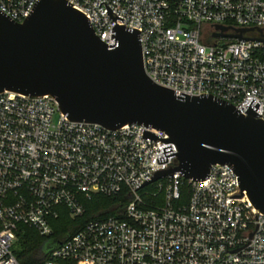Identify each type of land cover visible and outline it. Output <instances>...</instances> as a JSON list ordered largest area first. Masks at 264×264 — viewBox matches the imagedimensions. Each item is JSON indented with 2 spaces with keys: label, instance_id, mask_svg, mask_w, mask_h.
I'll return each instance as SVG.
<instances>
[{
  "label": "built area",
  "instance_id": "2783aa9c",
  "mask_svg": "<svg viewBox=\"0 0 264 264\" xmlns=\"http://www.w3.org/2000/svg\"><path fill=\"white\" fill-rule=\"evenodd\" d=\"M37 1L0 0V11L23 23ZM66 1L106 45H114L116 25L139 30L144 71L158 86L176 96L209 94L244 115L254 99L264 121V42L213 36L254 28L242 38L264 40V0ZM144 131L159 137L144 139ZM159 139L170 137L138 124L109 130L71 121L49 95L0 93V264H21L22 227L44 239L42 264H264V214L246 192L230 198L241 188L228 165L212 166L204 181L174 175L137 190L177 165L176 156L159 163L164 147L178 153ZM97 195L119 198V215L55 236L63 212L79 221ZM53 240L62 245L45 254Z\"/></svg>",
  "mask_w": 264,
  "mask_h": 264
},
{
  "label": "water",
  "instance_id": "95a60500",
  "mask_svg": "<svg viewBox=\"0 0 264 264\" xmlns=\"http://www.w3.org/2000/svg\"><path fill=\"white\" fill-rule=\"evenodd\" d=\"M105 6L113 21L124 23ZM215 26L221 31L234 29ZM253 29H234L235 36H213L264 42L242 38V33ZM258 31L263 36L262 29ZM140 34L116 25L112 29L114 45H106L87 16L66 0H38L23 23L0 11V93L49 95L74 122L109 130L138 124L167 134L170 139L159 140L174 143L178 153L173 154L172 146L164 147V158L158 160L162 164L176 156L177 165L158 171L137 190L174 175L204 181L212 166L228 165L241 188V195L230 198L241 199L246 192L254 208L264 214L260 105L251 107L253 99L244 115L209 94L176 96V91L158 86L144 71ZM158 137L144 131V139L156 141ZM61 245L58 240L50 241L43 246L44 253Z\"/></svg>",
  "mask_w": 264,
  "mask_h": 264
},
{
  "label": "trees",
  "instance_id": "16d2710c",
  "mask_svg": "<svg viewBox=\"0 0 264 264\" xmlns=\"http://www.w3.org/2000/svg\"><path fill=\"white\" fill-rule=\"evenodd\" d=\"M154 189V185L146 190ZM186 189V188H185ZM184 189V190H185ZM85 216L79 221H72L66 212L54 221L55 236L65 239L68 235H73L85 223L94 220H102L111 216H118L120 210L119 198H108L105 196H94L86 201ZM23 234H19L18 249L16 257L21 264H42L44 258L41 254V246L44 239L33 229L22 227ZM62 264H74L72 262H63Z\"/></svg>",
  "mask_w": 264,
  "mask_h": 264
},
{
  "label": "rangeland",
  "instance_id": "374dc122",
  "mask_svg": "<svg viewBox=\"0 0 264 264\" xmlns=\"http://www.w3.org/2000/svg\"><path fill=\"white\" fill-rule=\"evenodd\" d=\"M162 200H163V195H160L158 198L154 199V201H156V202L159 203V204L162 203ZM146 201H148V202L150 203V202L153 201V199H152V200H147V199H146Z\"/></svg>",
  "mask_w": 264,
  "mask_h": 264
}]
</instances>
